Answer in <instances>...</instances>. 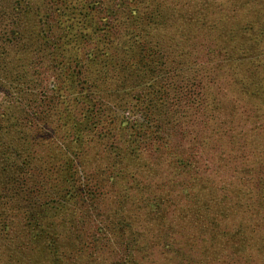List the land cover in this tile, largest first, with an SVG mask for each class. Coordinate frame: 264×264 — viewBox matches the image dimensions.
<instances>
[{"label": "rangeland", "instance_id": "rangeland-1", "mask_svg": "<svg viewBox=\"0 0 264 264\" xmlns=\"http://www.w3.org/2000/svg\"><path fill=\"white\" fill-rule=\"evenodd\" d=\"M124 1L72 0L71 5L79 12L72 16L63 10L65 0H0V131L10 144L13 131L20 129L14 134L25 137L18 141L22 147L25 141L45 144L44 137L57 139L72 153V157L62 154L55 161L60 164L61 177L66 176L68 163L79 172L71 184L56 189L19 178L15 187L23 191L24 201L18 199L16 207L15 201L0 196V264H12L7 262L8 255L16 259L13 264H215L213 257L207 262L202 247L212 245V239L222 232L231 237L229 257L236 258L234 243L244 236L242 224L246 225L249 218L243 206L235 207L238 218L216 206L228 200L239 205L237 198L225 192L230 183H253L250 175L240 176L235 171L247 160L242 153L252 159L264 157V46L252 48V40L244 39L242 30L251 23L254 36L264 32V0H132L147 17L143 29H149L155 42L161 41L162 45L156 42L161 51L155 52L170 72L150 89L156 96L155 104L143 103L145 88L128 92L124 87L113 92V85L108 88L98 83L99 68H87V55L100 59L101 52H114L120 36L131 31L127 13L118 11V4ZM239 45L249 49L238 55ZM27 58L31 67L26 71L20 63ZM114 58L120 61L122 56ZM62 60L66 66L73 63L76 71L82 68L80 81L95 86V92L90 88L96 101L93 110L101 107L97 101L104 98L116 114L126 113L134 125L112 118L94 122L93 129L86 118L77 124L82 113L92 108L85 101L76 106L57 95L64 86L58 64ZM193 80L198 85L195 92H203L209 82L220 87L222 103L215 114L228 131L221 146L230 161L227 164L218 161V149L201 142V134L195 129L201 132L202 128H195L180 111L186 107L179 104L182 92L186 103L193 97L188 84ZM129 84L137 83L129 79ZM160 90H166V100L159 98ZM69 91L73 96L78 90L67 89L65 94ZM45 95L56 97V102L44 101ZM203 103L194 111L204 120L207 113ZM159 105L164 106L160 116ZM181 115L179 124L169 121ZM11 117L20 127L10 125ZM137 124L142 125L140 131ZM210 130L218 139L217 128ZM86 131L85 139L92 144L88 156L82 158L75 141L78 132ZM133 136L139 141L134 143ZM127 141L131 147L140 143L139 163L125 152ZM197 142L203 145H195ZM166 149L173 155L181 153L183 163L177 162L178 169L171 166L172 154ZM42 155L44 163L54 158ZM100 164L103 173L97 172ZM127 168L133 169L141 182L134 193L129 190L133 195L126 193L118 180L119 173ZM77 177H81V185ZM207 178L214 179L218 188L215 196L208 194L213 185ZM113 179L116 183L105 184ZM49 206L51 210H45ZM19 207L21 212L16 214ZM258 233L263 236L264 227ZM255 264L263 263L257 260Z\"/></svg>", "mask_w": 264, "mask_h": 264}, {"label": "trees", "instance_id": "trees-1", "mask_svg": "<svg viewBox=\"0 0 264 264\" xmlns=\"http://www.w3.org/2000/svg\"><path fill=\"white\" fill-rule=\"evenodd\" d=\"M71 1L72 0H65L66 4L63 10L65 13L74 16L76 14H79V12L77 7L71 5ZM140 2H142V0H140ZM85 5H81V7ZM118 6L120 7L118 11L127 13L129 17V24L131 25L132 29L131 31H128L120 36V42H117V49L114 52L105 50L101 52L100 59H92L93 55H87V68L89 70H91L92 68H99L100 76L98 83L102 82V84H105L108 88L109 86L111 87L113 85L111 89V91L113 92L119 91L124 87H126V91L128 92L129 89H133L135 87L145 88L144 91H146V93L143 103H149L150 101V103L155 104L156 96L154 95V93H152L150 89H152L155 85H159L162 81L165 80V76L170 73L169 71L167 72L168 69L165 67L162 57H160V55L155 52L161 51V46L157 48L156 44L158 43V45H162V43L160 40H156V43L154 41V36L152 34H149V29H143L142 24L146 23L147 17L145 18L144 14L140 13V11L135 7L134 1L127 0L123 3H119ZM18 10L19 9H17V11ZM261 10L263 11L264 8L262 7ZM152 17L153 16L150 17L151 21ZM248 25V27L242 29L245 31L244 35H246L244 39L252 40V48H257L258 45L264 46V32L262 34L254 36L252 32L253 27H251L252 24L248 23ZM139 30H141V33ZM236 34L237 33L232 34V37H234ZM127 35H129V37H134V39L131 40V38H129ZM25 47L26 56H29L30 54L29 52H27L29 48L27 45H25ZM237 49L240 50L239 52H237L240 53L238 55H241L246 53V50H248L249 48L246 45H239ZM46 52L49 54L48 51ZM186 53L188 54V52ZM120 54L122 56V59L120 61H117L114 57H120ZM65 56L67 57L68 55H64L63 57ZM20 64L22 65V68L24 67L23 69L27 71L31 67V59L27 58ZM58 64L60 65L61 70L63 72V74H61V78L63 79L62 83L64 86L58 89L59 92L57 93V95H59L64 100L69 99L72 103H75L76 106H79L80 102L85 101L92 108L82 113L83 115L75 121L77 124H82L81 119L86 118L89 119L90 124L92 123L91 129H93L94 125H96V123L94 122L98 121L99 123H102L104 122V120H107V118H112L114 119L113 121L116 120L117 122L119 121L124 124L126 123V125H134L133 122L126 118V113H123L122 115H119V113L116 114V112H114L112 108H110L109 103L104 102V98H99V100L97 101L98 103H100L101 107H95V110H93V106L96 101H94L95 99L92 95H90V88H92V91L95 92V86H91L92 84L90 83V85L85 80L80 81V74L82 73V68H79V70L76 71L72 68L73 63H70L71 65L69 64V66H66V62L63 60L59 61ZM241 64L246 66L245 63ZM242 65L239 66H241L242 68H246ZM54 67H56L55 64ZM33 73L35 75L40 76V73L38 71L34 70ZM25 74L28 75L27 72H25ZM129 79L134 80L137 84H129ZM80 83H82V87L80 86ZM126 83L128 84V87ZM188 84L190 85L189 95L193 97L190 101L186 103L185 101H183L184 92H182V97L179 99V104H183L184 106H186L183 110H180L182 115H184V117L189 119L190 121L192 120L194 122L195 128H202L201 132L196 130L195 128L194 129L197 133L201 134L200 137L202 138L201 142L203 144H210L213 145L214 148L218 149V161L225 162L223 164L229 163L230 161L225 158V151L223 150L224 148L221 147L224 142H222V139L228 134V131L226 130L225 122H221V120H219L217 117L218 115L215 114L216 112H218L222 103V100L219 95V85H216L212 82V85L214 86H211L210 82L207 83L203 87V90L205 91L206 89H209L211 91L209 93H204V91H194L197 90L198 87V85H196L195 83V80H193L191 83L188 81ZM72 88H76L78 90L74 91L75 94L73 96L70 95V93L72 94L71 91H69L68 94H65L67 89ZM132 89L131 91H133ZM80 90H82L83 93ZM165 91H157L159 98L166 100L165 96L167 95V93ZM245 95L247 97L246 93ZM207 96H209V99H203V97ZM43 99L49 104L56 102V97L52 96L45 95ZM201 101H205V103H203V111L207 113L206 119L204 120L201 119L199 116H196V111H194V107L197 104L202 105ZM39 104L44 107V102L39 101ZM159 106L160 107L158 111V116H160V109L164 108L163 105ZM144 112H146L147 116L150 115L148 110ZM182 115L179 118H175V116H172L170 117L169 121L179 124L182 120ZM8 120H11L10 125L12 124L15 128L20 127L18 123H15L13 121L14 119L12 117ZM216 121L219 124H217ZM137 126L138 131H140L142 129V125L137 124ZM211 128H217L219 136L218 139L214 137L216 133H214L213 130H210ZM87 131L85 133L78 132L79 138L77 139V141H75L79 142V147H77L76 151L81 153L82 158L86 155L88 156L89 148L92 144V141L90 142L89 139H85ZM13 132L18 133L20 132V129L14 130ZM186 132L188 134V131ZM14 133L13 135H11L12 143L7 144L4 134L0 131V196L7 198V200L15 201V207L18 205V199L20 201H24L22 197L23 191H20L19 187H15L16 184L19 185V183H16L19 178L25 177L27 180H29L28 182L31 183H36L34 181H38V184L43 188L52 189L54 187V189H56L58 188V185L65 186L66 184H71L72 178H74V176H78L77 173L79 172H77V170L74 169L72 165L68 163L65 168L67 177H61V172L59 171L60 164L55 163V161L58 160L59 156H61L62 154L68 155V157H72L70 156V154L72 155V153H70V151H68L57 139H53L49 136L44 137V139H47L45 144H31L30 141H25V146L22 147L21 143H18V141L22 140V138L25 137L22 136L21 138L19 135L17 136ZM42 134L44 136L45 133L42 132ZM133 138L135 140L134 143L136 141H139L137 136H133ZM48 140L49 142L47 143ZM74 140L76 139L73 138V142ZM201 142H197L195 145H203ZM218 144L219 147L217 148ZM126 145L127 146L125 152L127 153V155L135 163H139L140 154L142 152L140 143L138 145L133 144V147H131V144L129 143V141H127ZM42 146H45L44 149L41 150L40 148H38ZM45 150H48V152L46 153ZM183 150L184 148L180 149L181 152ZM174 151L176 152L177 150ZM168 152L170 154L169 150ZM42 153H45L48 158H54L44 163L42 161L44 160V156L42 155ZM171 154V159L173 161L169 162L171 166H173V168L178 169L179 165L177 164V162L181 165L183 163L180 159L181 153L179 152V154L173 155V152H171ZM229 154L232 155L233 158L238 157V155H235V153L229 152ZM262 156H264V154ZM241 157L247 160L242 163V167L235 168V171L238 172L240 176H242L243 174L250 175V178L253 180V183L247 184V182L242 180H240L239 183H230L227 186L225 192L230 193L235 198H237L239 201V205L236 206V203H233L231 200H228L223 204L220 203L218 206H216V208L221 212L226 211V213L231 217L238 218L237 208L235 207L243 206L245 208V212L247 213V217L249 218L248 223H246V225L244 223L242 224V232H244V236H240L239 238H237L234 243V245L236 244L237 246L235 250L236 258L229 257L227 252V248H231V245H229L231 239L229 234L222 232L221 236L212 239V245L202 247L207 262H211L209 258L213 257L216 259H212L213 262H216L215 264H230L231 262L234 264H239L242 262V260L246 261V264H255V261L257 260L264 264V235H258L259 228L264 227V157H255L254 159H252V157H250L249 154L245 151L242 153ZM21 158H23V161L20 160ZM68 160H70V158H68ZM101 167L102 165L100 164L99 170H97V172L103 173V170H100ZM28 170H30V173H28ZM119 174V176L117 175L119 178L118 180L122 186H125L124 190L126 193H131L129 190L134 193L137 188H141L139 187L141 185V182L138 180L136 174H134L133 169L129 170L127 168L124 171H121V173ZM77 178V184L81 185V177ZM206 180L211 185H213V187L210 185V187H212V191H209L208 194L215 196L218 193V188L214 184V179L207 178ZM113 183H116V181L114 182V179L110 183L108 181H105L106 185ZM257 184L260 185V188L257 187ZM62 186H59V188H63ZM131 195L133 194L131 193ZM141 202L144 204L143 199H141ZM45 210L50 211L51 206L46 207ZM19 212H21V207L15 210L16 214H18ZM259 214L261 215V217L257 219V215ZM253 216L256 218V220H253ZM221 229L222 228H220V230ZM255 236H257L258 239H256ZM191 239L193 242L195 241V238L193 236L191 237ZM213 247L217 248L212 250ZM15 261L16 259H12V255H8V263L13 264Z\"/></svg>", "mask_w": 264, "mask_h": 264}]
</instances>
